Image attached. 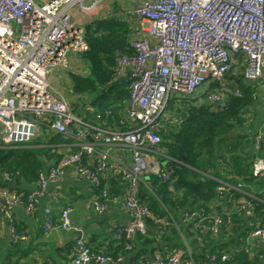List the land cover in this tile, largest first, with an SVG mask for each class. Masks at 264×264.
Segmentation results:
<instances>
[{"label":"built area","instance_id":"2783aa9c","mask_svg":"<svg viewBox=\"0 0 264 264\" xmlns=\"http://www.w3.org/2000/svg\"><path fill=\"white\" fill-rule=\"evenodd\" d=\"M101 1L86 6L84 0H0V147H17L55 133L73 134L79 143V149L39 172V188L27 196L30 211L37 198L44 195L49 182L58 180L70 166L100 188L109 153L97 146L99 143L128 148L131 165L113 170L127 186L125 204L130 210V219L119 237L125 235L132 240L137 234L146 233V219L151 216L139 197L141 180L149 174L163 179L170 176L161 167L158 158L161 153L156 148L165 120L174 124L183 121L178 116L168 119L170 100L197 96V89L208 81L207 100L224 105L230 95L241 96L235 80L226 81L229 73L241 74L258 92L264 86V0H113L130 2L131 7L123 14L137 18L140 27L139 37L132 38V52L119 53L116 59L115 78L128 82L129 96L123 115L113 126L89 123L49 80L55 70H72V56L90 49L85 26L95 21L88 16L82 20L75 18L74 8L91 12ZM115 8L112 4V11ZM214 83L219 86L210 89ZM255 121L253 113L247 115L248 124ZM260 122L252 130L256 150L260 149L264 137V119ZM85 156L93 158L91 164L84 163ZM253 174L264 176L263 158H255ZM12 179L13 175L8 172L1 174L0 214L9 222L12 240L25 241L27 236L17 230L13 216L14 206L23 202L24 195L3 185ZM232 190L245 192L241 185L218 187L219 196L226 199L229 194L223 212L186 210L183 220L194 223L202 233H220L232 221L231 206H227ZM109 199L108 188L102 187L92 203L103 213ZM239 202L249 217L250 236L261 243L258 256L264 262V223L250 219L255 209L251 200L241 198ZM70 211L63 208L56 220L47 206L44 229L49 231L60 226L78 231ZM131 248L127 244L126 249ZM125 255L114 258L97 253L81 235L75 240L70 264L110 261L137 264L129 262ZM207 257L206 264H220L217 254ZM226 258L222 254L221 259ZM146 264H195V260L180 252H158Z\"/></svg>","mask_w":264,"mask_h":264},{"label":"trees","instance_id":"16d2710c","mask_svg":"<svg viewBox=\"0 0 264 264\" xmlns=\"http://www.w3.org/2000/svg\"><path fill=\"white\" fill-rule=\"evenodd\" d=\"M85 30L90 49L78 57L88 65L90 73L71 74L70 77L72 92L88 97L87 101L91 104H75L77 112L91 124L105 122L107 126H113L123 115L129 96L128 82L115 78L114 67L119 53L132 52L134 29L127 20L112 16L87 24ZM226 79L227 82L235 80L241 96L230 95L224 105L209 102V91L194 97L170 100L168 119L178 116L183 121L174 124L165 120V125L159 130L161 141L156 148L161 154L158 158L161 167L170 176L163 179L149 174L148 187L141 186L139 197L151 212L146 219V233L137 234L132 240L123 234L119 245L106 250L105 254L114 258L125 255L129 252L127 244H131L130 251L135 254L133 262L146 264L150 251L164 252L165 246H168L167 249L178 248L179 235L171 219L183 221L186 210L214 211L212 204L219 197L218 187L224 184L241 185L245 190H232L230 194L229 215L233 224L230 232L241 228L243 219L236 212L246 211L239 202L241 198L249 199L254 204V216L250 219L264 223V176L253 174L255 158L264 159V137L260 149L256 150L252 130L261 122L247 123V115L253 113L255 116L259 92L241 74L229 73ZM218 86V83H214L210 89ZM129 127L123 126L124 129ZM75 141L68 134L55 133L42 135L17 147H0V181L1 174L8 172L13 175L12 182L38 183L39 172L46 168V162L57 163L65 156L63 150L66 146ZM117 181H122L121 176H117ZM12 182L3 185L13 188ZM102 187L103 182L97 188L98 194ZM248 229L250 232V226L246 232ZM192 234V231L187 233L188 236ZM235 239L233 242H236ZM165 242L167 244H163ZM197 244L196 241L193 243L192 256L195 261L206 262L209 254H217L220 264H261L256 263V260L261 262L260 259H251L238 243L226 252H219L215 248L210 251L197 250ZM222 254L227 255L225 260L221 259Z\"/></svg>","mask_w":264,"mask_h":264},{"label":"crops","instance_id":"0c3cea01","mask_svg":"<svg viewBox=\"0 0 264 264\" xmlns=\"http://www.w3.org/2000/svg\"><path fill=\"white\" fill-rule=\"evenodd\" d=\"M85 1L86 0L83 2L84 5H86ZM95 1L98 0H93L90 5H92ZM116 10L117 9L115 8V10L112 11V4L109 0H102L91 12H82L79 7H75L74 16L75 18L81 20L88 16L97 22L99 19L112 16L114 17L115 15L112 14L114 12L116 13ZM128 22L134 29L133 38L139 37L140 27L138 25V21L134 20V22ZM75 62H79L82 66L85 65V70H81L80 73L77 70L75 71V68L77 69V67H74ZM72 67L73 69L68 71L59 70L64 72L58 77H55L52 73L50 75L51 79H49L50 83L52 85L55 81L58 83L61 82V88L56 85L52 86L54 89L60 91L65 98V93L67 91L71 93L72 98H86L83 95H78L72 92V81L70 75H86L87 73H90L88 65L82 62L77 55H73ZM259 92H264V86L260 88ZM260 93H258L259 96L256 101V113L254 116L255 120L258 121H262L264 119V95ZM68 101L71 102L74 110V104L83 105V103L77 102L76 99L73 102L71 100ZM89 103L90 102L87 101V106H90ZM88 108L90 109V107ZM103 123L106 125L105 122ZM88 140L91 141L90 139ZM97 146L109 153L107 168L101 174L103 185L108 188L110 193L107 210L103 213H99L95 209L92 201L94 197L98 195L97 187L88 177L79 175L73 166L67 167L58 180L49 182L44 195L37 198L35 206L31 211L27 208V196L36 191L39 188V184H27L22 180L12 182L11 186L24 195L23 202L14 206L13 216L18 230L21 233L26 234L27 239L25 241L14 242L12 240L9 222L2 214H0V264H70L74 254L75 240L81 235L97 253H105L106 250L116 248L119 245L120 240L122 239L119 235L122 228L130 219V210L125 204L128 197L127 186L123 181L120 183L117 181V176L119 175L115 174L113 169H116L115 167L130 166L132 163V156L130 150L123 145L99 143ZM77 149H79V143L75 141L74 143L66 146V149L63 151L66 155ZM84 158V163L87 165L91 164L93 161V158H89L88 156H85ZM50 163L51 161L46 162V167ZM140 186L148 187V177L141 180ZM228 196L229 194L226 199L221 196L216 198L212 204L215 212H223L226 209L225 203ZM229 204L230 203L228 202L227 206ZM47 206L51 207L53 217L56 220L59 219L60 212L63 208H70L71 220L78 231H68L60 226H55L51 230L46 231L44 229V222L45 208ZM236 212L241 214V218L243 219L240 223V229H235L230 232V229L233 227V224L231 223L228 224L224 230L222 229L218 234L202 233L199 230L198 234L193 233L197 239L195 240L198 243L196 245L198 248L197 250L210 251L212 248H215L219 252H226L238 243L239 246H242L243 249H245L251 259H260L258 256V254L262 251L260 241L250 236L249 229L246 232L249 221L246 211L238 210ZM191 224H193V226ZM191 224L190 222L189 224L185 223L186 227H190V229L188 228V231H192L194 229L193 227H195L194 223ZM176 226L177 225L175 224V227ZM176 230L180 241L178 242V248L167 249L168 246H165L164 252L156 250L152 253V251H150L148 257L151 258L153 254L158 252L165 254L180 252L182 254L192 256L195 246H190L182 240L180 236L181 228L176 227ZM193 234L190 235V237H194ZM232 238H237L235 239L236 242H233ZM167 242L163 244H167ZM134 255L133 251H129L125 256L129 262L133 263V260H135ZM256 263L264 264V262H258L257 260ZM91 264L100 263L94 262ZM104 264H114V262L110 261ZM195 264L206 263L202 261H195Z\"/></svg>","mask_w":264,"mask_h":264},{"label":"rangeland","instance_id":"374dc122","mask_svg":"<svg viewBox=\"0 0 264 264\" xmlns=\"http://www.w3.org/2000/svg\"><path fill=\"white\" fill-rule=\"evenodd\" d=\"M92 1L93 0H86L85 1V4L86 5H90L91 3H92ZM107 2V1H106ZM109 2L110 3H112L115 7H116V13L114 14V15H117V16H119L120 18H123V17H125L126 19L125 20H128V21H133L134 22V20L136 21L137 20V18H135L134 16H130L129 14L128 15H125V14H123V13H125L126 12V10L129 8V7H131V3L130 2H124V1H121V2H117V1H113V0H109ZM100 16H102V15H100ZM136 23V22H135ZM74 67H77V69L75 68V71L77 70L79 73L81 72V70L82 71H84L85 70V65L84 66H82L79 62H75V64H74ZM63 72L64 71H59V70H55L54 72H53V74H54V76L55 77H58L59 75H61V74H63ZM238 74L241 72V70L239 69V70H237L236 71ZM87 73V72H86ZM70 78V77H69ZM50 79H51V77H50ZM57 83V84H56ZM60 84H61V82H53V84L52 85H56L57 87H59V88H61V86H60ZM210 85V82H206L203 86H201V87H199L198 89H197V92H196V95H202L207 89H208V86ZM66 92V91H65ZM260 93V92H259ZM260 94H263L264 95V92H261ZM65 96H66V98L68 99V100H71L72 102L73 101H75V99H76V101L77 102H79V103H83V104H86L87 103V99L88 98H72V96H71V93L69 92V91H67L66 93H65ZM74 99V100H73ZM78 99V100H77ZM86 102V103H85ZM91 104V103H90ZM75 105V104H74ZM77 110H78V107L75 105V112H77ZM68 135H70L71 137H73L74 138V135L73 134H68ZM76 140V139H75ZM170 213V212H169ZM172 217V216H171ZM173 218V217H172ZM171 221H172V223L173 224H176L177 226L176 227H179V228H181V234H180V236H181V238H182V240L186 243V244H189L190 246L191 245H193V243L197 240L195 237H190V236H188L187 235V233L188 234H190L191 233V231H187L188 230V227H186L185 226V223H188L189 224V222H187V221H185V220H183V221H181V222H179V221H177V220H175L174 218H173V220L171 219ZM194 229L192 230V232L193 233H196V234H198V232H199V228H197V227H193ZM196 239V240H195ZM197 242V241H196ZM190 249H191V247H190ZM197 263V262H196Z\"/></svg>","mask_w":264,"mask_h":264},{"label":"water","instance_id":"95a60500","mask_svg":"<svg viewBox=\"0 0 264 264\" xmlns=\"http://www.w3.org/2000/svg\"><path fill=\"white\" fill-rule=\"evenodd\" d=\"M88 139H90V140H91V138H88Z\"/></svg>","mask_w":264,"mask_h":264}]
</instances>
